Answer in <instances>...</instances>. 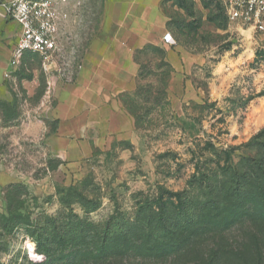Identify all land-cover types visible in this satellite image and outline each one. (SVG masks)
Returning a JSON list of instances; mask_svg holds the SVG:
<instances>
[{"label":"rangeland","instance_id":"1","mask_svg":"<svg viewBox=\"0 0 264 264\" xmlns=\"http://www.w3.org/2000/svg\"><path fill=\"white\" fill-rule=\"evenodd\" d=\"M72 8L74 20L51 60L28 53L7 76L8 56L0 59V264L40 261V232H53V220L69 213L64 196L80 193L88 209L76 203L73 213L95 225L116 211L134 218L140 200L161 189H189L207 168H217L214 162L225 164L227 149L264 127V32L238 29L224 0H167L180 69L170 45L137 52L134 84L116 96L132 118L131 129L84 156L70 155L71 148L51 138L54 109L76 81L100 4L73 0ZM243 150L234 151L236 162ZM10 204L23 207L12 216ZM227 230L230 246L264 264V219Z\"/></svg>","mask_w":264,"mask_h":264},{"label":"trees","instance_id":"2","mask_svg":"<svg viewBox=\"0 0 264 264\" xmlns=\"http://www.w3.org/2000/svg\"><path fill=\"white\" fill-rule=\"evenodd\" d=\"M241 148L236 162L234 151ZM225 152V164L212 161L217 168H207L189 189H161L140 200L134 218L116 211L95 225L73 213L76 203L88 209L80 193L64 196L69 213L53 220V232L42 229L41 259L32 264H253L239 246H230L226 232L264 219V127ZM22 207L10 204L9 214Z\"/></svg>","mask_w":264,"mask_h":264},{"label":"crops","instance_id":"3","mask_svg":"<svg viewBox=\"0 0 264 264\" xmlns=\"http://www.w3.org/2000/svg\"><path fill=\"white\" fill-rule=\"evenodd\" d=\"M0 0V59L9 64L19 35L16 22L7 19ZM167 0H99L100 21L89 39L75 83L54 109L57 126L52 140L84 156L92 146L124 136L132 118L117 101V94L129 90L139 71L136 53L149 44L172 46L164 36L170 33L164 11ZM73 0L65 10L73 18ZM63 28V30H64ZM62 30V32H63ZM170 59L180 69L179 50L170 47ZM5 67L1 68L0 74ZM57 145V143H56ZM77 154V153H76Z\"/></svg>","mask_w":264,"mask_h":264},{"label":"built area","instance_id":"4","mask_svg":"<svg viewBox=\"0 0 264 264\" xmlns=\"http://www.w3.org/2000/svg\"><path fill=\"white\" fill-rule=\"evenodd\" d=\"M68 0H4L7 19L17 23L19 35L11 52L6 75L27 53L37 54L46 61L61 50L60 36L69 13ZM229 21L238 29L264 32V0H224ZM173 41L170 33L164 36Z\"/></svg>","mask_w":264,"mask_h":264}]
</instances>
